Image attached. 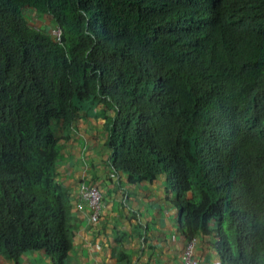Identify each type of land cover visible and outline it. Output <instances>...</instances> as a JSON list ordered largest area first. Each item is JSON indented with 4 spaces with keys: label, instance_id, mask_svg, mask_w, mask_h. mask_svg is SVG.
I'll list each match as a JSON object with an SVG mask.
<instances>
[{
    "label": "trees",
    "instance_id": "obj_1",
    "mask_svg": "<svg viewBox=\"0 0 264 264\" xmlns=\"http://www.w3.org/2000/svg\"><path fill=\"white\" fill-rule=\"evenodd\" d=\"M81 113L129 181L167 174L186 239L264 264V0H0V256L68 264L54 129Z\"/></svg>",
    "mask_w": 264,
    "mask_h": 264
},
{
    "label": "crops",
    "instance_id": "obj_2",
    "mask_svg": "<svg viewBox=\"0 0 264 264\" xmlns=\"http://www.w3.org/2000/svg\"><path fill=\"white\" fill-rule=\"evenodd\" d=\"M100 109V108H99ZM103 118L81 113L69 126L58 124L56 178L70 199L72 247L68 264H184L186 238L165 174L153 181H129L110 164ZM57 127V128H56ZM97 185L102 213L89 218L80 184ZM172 192V191H171ZM217 239L197 234L198 264H228ZM43 250H29L18 261L0 256V264H52Z\"/></svg>",
    "mask_w": 264,
    "mask_h": 264
},
{
    "label": "built area",
    "instance_id": "obj_3",
    "mask_svg": "<svg viewBox=\"0 0 264 264\" xmlns=\"http://www.w3.org/2000/svg\"><path fill=\"white\" fill-rule=\"evenodd\" d=\"M55 37L60 39L61 29L59 26H55L52 30ZM80 197L84 200V202L90 207L89 218L92 221H97L102 213V192L97 185L94 184H80L79 190ZM195 244L196 238L192 237L186 240V245L183 251V261L184 264H198V259L195 256Z\"/></svg>",
    "mask_w": 264,
    "mask_h": 264
},
{
    "label": "rangeland",
    "instance_id": "obj_4",
    "mask_svg": "<svg viewBox=\"0 0 264 264\" xmlns=\"http://www.w3.org/2000/svg\"><path fill=\"white\" fill-rule=\"evenodd\" d=\"M25 15H26L27 18H29L31 20L33 25H35L36 27L45 28V29L49 30L50 33L53 32L52 30L56 26L55 21L50 16H47V15H44V14H38V13H35V12L31 11V10H26L25 11ZM164 174H165V176H167L166 173H164ZM170 193L174 194V193L171 192V190H170ZM173 198L175 199V196Z\"/></svg>",
    "mask_w": 264,
    "mask_h": 264
},
{
    "label": "clouds",
    "instance_id": "obj_5",
    "mask_svg": "<svg viewBox=\"0 0 264 264\" xmlns=\"http://www.w3.org/2000/svg\"><path fill=\"white\" fill-rule=\"evenodd\" d=\"M56 26H58L57 24H56ZM52 34V36H54V34L53 33H51ZM55 37V36H54ZM61 37V36H60ZM59 40V39H58ZM204 235H206V234H204ZM206 236H208V237H213V236H210V235H206ZM193 237H195L196 238V241H197V235L196 236H193ZM192 238V237H191ZM214 238V237H213ZM216 239V238H215ZM196 245V244H195Z\"/></svg>",
    "mask_w": 264,
    "mask_h": 264
}]
</instances>
